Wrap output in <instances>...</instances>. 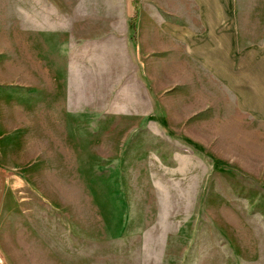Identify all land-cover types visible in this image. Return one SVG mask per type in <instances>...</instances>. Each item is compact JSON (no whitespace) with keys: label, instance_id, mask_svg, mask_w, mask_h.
<instances>
[{"label":"rangeland","instance_id":"obj_1","mask_svg":"<svg viewBox=\"0 0 264 264\" xmlns=\"http://www.w3.org/2000/svg\"><path fill=\"white\" fill-rule=\"evenodd\" d=\"M134 18L0 0V264H264V123L148 76Z\"/></svg>","mask_w":264,"mask_h":264},{"label":"crops","instance_id":"obj_2","mask_svg":"<svg viewBox=\"0 0 264 264\" xmlns=\"http://www.w3.org/2000/svg\"><path fill=\"white\" fill-rule=\"evenodd\" d=\"M134 8L148 76L158 62L182 63L205 94L224 92L238 112L264 123V0H134Z\"/></svg>","mask_w":264,"mask_h":264},{"label":"trees","instance_id":"obj_3","mask_svg":"<svg viewBox=\"0 0 264 264\" xmlns=\"http://www.w3.org/2000/svg\"><path fill=\"white\" fill-rule=\"evenodd\" d=\"M128 28H130V31H131V33H132V34H135V29H134V26H132V25H131V26H130V27H128Z\"/></svg>","mask_w":264,"mask_h":264}]
</instances>
